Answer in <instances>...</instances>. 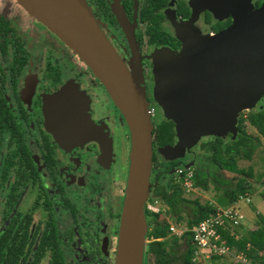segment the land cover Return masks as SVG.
<instances>
[{
    "label": "flooded vegetation",
    "instance_id": "af4514ba",
    "mask_svg": "<svg viewBox=\"0 0 264 264\" xmlns=\"http://www.w3.org/2000/svg\"><path fill=\"white\" fill-rule=\"evenodd\" d=\"M196 1L167 0L164 6L155 9L154 14L162 16L160 32L174 41L162 45L148 42L146 32L153 22L142 19L148 10L147 0H113V4L109 0H87L116 51L121 52L126 62L138 59L147 72L145 76L152 67L149 56L154 50L181 49L183 44L178 34L190 29L211 36L232 23L233 16L223 0H206L203 6ZM261 3L262 0H250L253 9ZM18 11L29 15L15 0H0V264H115L130 165L129 127L102 84L55 34L61 46H56L49 37H42L37 45L21 38L14 25ZM132 44L136 47L135 53ZM44 51L53 52L71 71L63 73L50 61L45 62ZM85 74L92 83L90 87L81 83ZM67 81L75 83L87 95V114L99 136L98 140L64 148L45 125L44 104L47 96ZM91 90H99L100 97H93ZM145 94L150 107L152 90L145 89ZM154 107L156 115L159 107L156 104ZM161 121H152L151 189L145 203L146 217L151 213L155 219L168 211L155 190L166 186L169 192L171 185L180 187L177 168L182 164L196 167L195 154L194 159L190 156L181 161L156 152L161 147L156 141ZM118 126L126 134L127 173L117 212L110 185ZM231 134L226 137L233 138ZM174 144L175 129L173 142L167 146ZM102 145L108 149V156L102 155ZM156 156L167 161L160 158L164 165L157 166ZM149 204L158 211L147 210Z\"/></svg>",
    "mask_w": 264,
    "mask_h": 264
},
{
    "label": "water",
    "instance_id": "95a60500",
    "mask_svg": "<svg viewBox=\"0 0 264 264\" xmlns=\"http://www.w3.org/2000/svg\"><path fill=\"white\" fill-rule=\"evenodd\" d=\"M15 1L80 58L124 115L131 150L115 264H143L154 126L138 74L143 77L142 64L138 59L130 63L131 67L126 64L86 0ZM196 2L206 4V0ZM223 2L233 16L226 29L211 39L193 30V35H179L183 41L179 51L163 47L149 56L153 61L155 97L181 138L175 149L165 146L164 154L173 150L182 154L184 148L197 144L202 137L235 135L237 114L256 106L257 98L251 96L254 90L264 91V0L256 9L250 0ZM132 46L135 53L136 47ZM250 71H255L254 81L243 76ZM87 110V95L72 81L47 96L45 125L61 147L98 140L99 131ZM101 153L108 156L109 151L102 145Z\"/></svg>",
    "mask_w": 264,
    "mask_h": 264
},
{
    "label": "trees",
    "instance_id": "16d2710c",
    "mask_svg": "<svg viewBox=\"0 0 264 264\" xmlns=\"http://www.w3.org/2000/svg\"><path fill=\"white\" fill-rule=\"evenodd\" d=\"M147 1L149 3L148 10L144 11L142 19L153 22V25H148L146 32L148 42L162 45L174 43L170 36L160 32L159 22L162 16L154 14L155 9L164 6L167 0ZM245 121H248L264 138V103L255 111H251L245 116H239L236 123L237 132L235 135L231 134L233 138H229L228 141L215 136H206V138L198 141L197 145L200 146V152L197 153L195 158L194 187L206 190L209 182L213 183L215 188L224 186L223 193L230 203L234 202L239 195L248 192L250 188L249 179L253 177V169L252 167L247 169L238 168L237 158L251 159L252 153L260 142L245 132ZM173 139L174 123L171 120L161 121L156 133L158 145L161 147L171 145ZM221 170L233 172L239 177L232 184V181L221 176ZM154 193L162 198L168 208V214L172 222L177 225L185 221V225L190 228L216 210L215 206L209 203H201L198 199L185 198L181 186L178 185H171L169 192L166 186H161ZM146 220L148 224L146 237L154 240L145 244L143 264H194L191 261L194 247L189 231H185L180 237H176L175 235H169V224L160 223L156 221L155 217L152 219L146 217ZM224 236L229 244H233L242 250H245L246 244L249 243L251 247L249 251H246L248 257L255 264H264V217L262 215H258L256 228L249 230L247 235L239 240H234L227 234H224ZM150 259L152 260L151 263H149Z\"/></svg>",
    "mask_w": 264,
    "mask_h": 264
},
{
    "label": "rangeland",
    "instance_id": "374dc122",
    "mask_svg": "<svg viewBox=\"0 0 264 264\" xmlns=\"http://www.w3.org/2000/svg\"><path fill=\"white\" fill-rule=\"evenodd\" d=\"M109 2L111 4H113V0H109ZM113 8L115 10H117L114 5H113ZM16 17L18 18V20L16 21V23L14 25H15V28H16L17 32L19 33V35L21 36L22 39H25L27 41H30L32 44L37 45L40 42V40L42 39V37L45 39H47L49 37L51 39V41L53 43H55L56 46H61L62 43L59 42V39L54 34L49 32L48 29L45 26H43L42 24L38 23L37 21H33L32 18L29 17V15L25 14L23 11H18L16 14ZM173 24H174V22H173ZM141 27L144 28V25H142ZM147 50H149V48L145 49V51H147ZM118 52H119V50H118ZM119 53L122 56L121 52H119ZM43 57L45 59V62L47 60L50 61L56 67L60 68V70L63 73L66 71H68V73H69V71H71V69H69L68 64H66L64 61H62V59L57 58V56L54 55L53 52L44 51ZM123 59H124V57H123ZM130 63L126 62V64L129 67H131ZM147 63L148 62H146V67H147ZM81 64H83V63L81 62ZM83 68H84V70L86 69L85 67H83ZM254 68L255 67H253L251 69H254ZM138 74H139V78H140V83H141L144 91H145V89H148L151 92L152 87H153L152 78H151V69H150L148 76H145L147 74V72L145 74L144 70H143V77L140 74V72H138ZM85 76H86L85 79L84 78L81 79V83L83 84V86L84 87L92 86V83L87 78L86 74H85ZM243 76L245 78H248L250 81H252V80L254 81L256 79L255 78L256 77L255 71L246 72L245 74H243ZM147 77H148V79H147ZM146 79H147V81H146V85H145L144 80H146ZM91 91H92L93 97H96L97 99H98V97H100V94L98 93L99 90H91ZM260 91H261V89H260ZM251 96H252V98H255V99L257 98L256 105H262L264 103V91H261L260 93H258V89L254 90V95L251 94ZM256 108H258V107L255 106L254 108H251V109H244L237 114V117L239 118V116H242V115L245 116L247 113H249L251 111H255ZM155 120H156L155 117L152 118V121L155 122ZM244 130L253 139H257L260 142L259 146L252 153L251 159H246L244 157L237 158L238 167L244 168V169H247L248 167H252V169H253V177L249 179L250 188L248 190V193L252 194L251 195V202L246 203L245 201H242L240 203V205H241L240 210L244 216L242 219V223H243V225H245V226H242V228H243V232H246V230L249 229L248 227L250 224H254V225L258 224V214L257 213L260 211L264 213V192H263L264 191V138L257 132V130L253 126H251L248 123V121H245ZM116 133H117L118 137H116V143H115L114 166L112 168V173H111V177H112L111 181L112 182L110 185L111 186L110 191L112 193V197L115 200L117 212H118L119 208H120V204L122 202L123 189L125 186V179H126V173H127V165L125 162L126 153H127V141L125 140V144H124V138H125L126 134L123 133V131L120 129L119 126L116 129ZM204 138H206V137H204ZM223 139H224V141L229 140L228 137H225ZM190 150L193 151L192 155H190L191 151H188L181 158V161L188 160L190 158V156H191V159H194L193 158L194 154L197 155V153L200 152V146L198 147V145H197L196 147H193ZM156 152L158 153V150ZM165 155H166V153L164 154V156ZM160 158H162L163 161H167L165 159V157L161 156ZM160 158L158 156H156L155 165H157V166H159L161 164L164 165L163 164L164 162L160 161ZM220 173H221L222 177L232 181V184L235 182V179L237 177H239V175H237L233 172L226 171V170H221ZM224 188H225L224 186H220L219 188H215L214 184L209 182L208 188L206 190H203L201 188H196V187H194L193 190H191V191H186L183 189L182 190H183V196L187 199H190V200L198 199L201 203H209L215 207L219 206V207L224 208V207L230 206V204L228 205V202H229L228 198L223 193ZM157 207H160V206L158 205ZM148 216L151 217V219L153 218L151 213H148ZM148 216H147V219H148ZM156 219L160 223H167V224H169V222L173 223L169 214H168V211H167V214L166 213L163 215L159 214L158 216H156ZM151 223H152V220H151ZM185 227H186L185 221H182L179 224V228L184 229ZM147 239L148 238L146 237L145 244L148 243ZM151 261L152 260L150 259L149 263H151ZM206 264H231V263L228 261V259H217V261L215 259H212V260H207Z\"/></svg>",
    "mask_w": 264,
    "mask_h": 264
},
{
    "label": "built area",
    "instance_id": "2783aa9c",
    "mask_svg": "<svg viewBox=\"0 0 264 264\" xmlns=\"http://www.w3.org/2000/svg\"><path fill=\"white\" fill-rule=\"evenodd\" d=\"M152 117L155 116L153 106L149 107ZM177 180L181 189L191 191L194 188L193 177L194 167L191 164H182L176 170ZM249 202L246 194L239 195L238 198L228 207H215L214 213L208 215L196 224L188 228L180 229L179 225L169 222V235L180 237L185 231L191 233L194 253L191 261L194 264H206L207 260L228 259L231 264H255L246 251H249L250 244L247 243L245 250L239 249L233 244H229L224 234L239 240L241 234L239 227L242 225L243 214L240 210V203ZM146 209L157 212L158 209L147 205ZM154 240L147 239V242Z\"/></svg>",
    "mask_w": 264,
    "mask_h": 264
},
{
    "label": "crops",
    "instance_id": "0c3cea01",
    "mask_svg": "<svg viewBox=\"0 0 264 264\" xmlns=\"http://www.w3.org/2000/svg\"><path fill=\"white\" fill-rule=\"evenodd\" d=\"M186 28H188V27H186ZM190 28V27H189ZM190 34H194L193 33V30H190V29H188V32H186V33H182V34H178L177 36H178V38H180V36H181V38H184V37H187V36H190ZM180 35V36H179ZM201 35V34H200ZM182 44H183V41H182ZM183 46V45H182ZM163 48V47H162ZM159 49H161V48H159ZM159 49H156V50H154L153 52H155V51H158ZM172 51H174V50H172ZM152 52V53H153ZM175 52H177V51H175ZM150 58V57H149ZM150 61H151V65H152V67H151V78H152V84H153V87H152V106L154 107V104H156L158 107H159V109H158V111L156 112V115H155V118H156V120H158V121H161V120H168V119H166L165 117H164V113H163V109H162V106H161V104H160V102H159V100L155 97V91H154V88H155V75H154V73H153V61H152V59L150 58ZM154 109H155V107H154ZM174 129H175V127H174ZM226 137V135L225 136H222V137H220L222 140H224L223 138H225ZM202 138H204V137H202ZM201 138V139H202ZM178 144H181V138H180V136L177 134V131H176V129H175V144L172 146V148L173 149H175V147H177L178 146ZM196 145L197 144H195V145H193V146H191L190 148H184V150L182 151V154L180 153L181 151L179 150L178 152L177 151H175V150H173V152H170L169 153V155L166 153V155H165V157H167V158H171V157H177V158H182L188 151H191L190 149H192L193 147H196ZM162 151H164V148H161V147H159L158 148V153H159V155L160 154H162V155H164V153L162 152ZM171 151V150H170ZM191 153H192V151H191ZM239 158V157H238ZM238 161V160H237ZM238 166V165H237ZM238 168H240V167H238ZM264 192V191H263ZM246 195H247V197H248V200H249V202L248 203H250L251 202V195L252 194H249L248 192L246 193ZM229 204H231L230 202H228V205ZM241 206V205H240ZM216 207H219V206H216ZM243 214V213H242ZM258 215H262L263 217H264V213L263 212H258L257 213ZM242 226H245V225H243V223H242V225L239 227V231H240V234H241V238L243 237V236H246L247 235V233H248V231L249 230H253V229H255L256 228V226H257V224L256 225H254V224H250L249 225V229H247L246 230V232H243V228H242Z\"/></svg>",
    "mask_w": 264,
    "mask_h": 264
},
{
    "label": "bare ground",
    "instance_id": "6f19581e",
    "mask_svg": "<svg viewBox=\"0 0 264 264\" xmlns=\"http://www.w3.org/2000/svg\"><path fill=\"white\" fill-rule=\"evenodd\" d=\"M213 37H214V35H211V36H209L208 38L211 39V38H213Z\"/></svg>",
    "mask_w": 264,
    "mask_h": 264
}]
</instances>
